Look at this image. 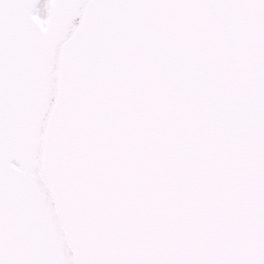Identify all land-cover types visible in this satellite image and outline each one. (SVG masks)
<instances>
[{
  "label": "water",
  "instance_id": "water-1",
  "mask_svg": "<svg viewBox=\"0 0 264 264\" xmlns=\"http://www.w3.org/2000/svg\"><path fill=\"white\" fill-rule=\"evenodd\" d=\"M0 0V264H264V0Z\"/></svg>",
  "mask_w": 264,
  "mask_h": 264
},
{
  "label": "rangeland",
  "instance_id": "rangeland-1",
  "mask_svg": "<svg viewBox=\"0 0 264 264\" xmlns=\"http://www.w3.org/2000/svg\"><path fill=\"white\" fill-rule=\"evenodd\" d=\"M52 0H43L38 8L34 11L35 17L44 26L48 17L49 7Z\"/></svg>",
  "mask_w": 264,
  "mask_h": 264
}]
</instances>
